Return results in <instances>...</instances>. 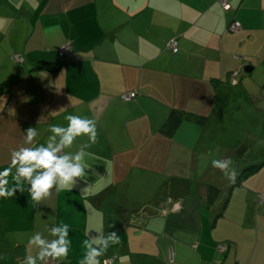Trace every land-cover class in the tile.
<instances>
[{"label":"crops","instance_id":"0c3cea01","mask_svg":"<svg viewBox=\"0 0 264 264\" xmlns=\"http://www.w3.org/2000/svg\"><path fill=\"white\" fill-rule=\"evenodd\" d=\"M227 1L0 0V168L29 126L40 143L67 112L97 122L87 180L38 205L19 190L0 197V264H20L53 220L73 229L55 264H78L86 227L121 237L99 264H264V7ZM173 113L183 117L169 132ZM214 158L232 159L234 183Z\"/></svg>","mask_w":264,"mask_h":264},{"label":"clouds","instance_id":"9594fccd","mask_svg":"<svg viewBox=\"0 0 264 264\" xmlns=\"http://www.w3.org/2000/svg\"><path fill=\"white\" fill-rule=\"evenodd\" d=\"M261 6L264 7V0H261ZM63 110L61 107L58 111ZM63 119L67 121L66 125H47L49 135L44 142L34 143L40 135L37 127L24 129L22 143L11 149L9 166L0 168V197H13L19 190L27 192L31 201L38 205L43 203L51 191H71L78 183L77 178L87 180L85 172L89 168L83 163L85 149L97 141V122L94 117L72 112H67ZM77 137H86V143L75 152L66 151ZM232 163L231 158H214L211 161L213 167L220 169L229 182L234 183L238 172ZM71 230L69 223L53 220L46 229L47 234L42 231L31 232L20 264H48L50 258L57 262L66 259L72 244L69 238ZM94 230L98 234L93 236L89 235V228H85L83 255L78 264H99L98 258L121 242L116 231L103 233L98 227Z\"/></svg>","mask_w":264,"mask_h":264},{"label":"built area","instance_id":"2783aa9c","mask_svg":"<svg viewBox=\"0 0 264 264\" xmlns=\"http://www.w3.org/2000/svg\"><path fill=\"white\" fill-rule=\"evenodd\" d=\"M224 8L228 9L230 8V4L227 0H221ZM241 27V22L238 20L233 21L230 25H229V31H237L239 28ZM168 48H170L172 50V52L176 53L178 52V41L176 38H171L168 43H167ZM71 52V44L67 43L62 45L59 48V53L60 55H68ZM14 58L17 61L23 62L24 58L20 55H15ZM137 96V91L133 90L127 93H124L121 95L122 100L124 101H131L133 99H135V97ZM262 198H264V193L261 195ZM227 246L226 245H221L219 247V251L220 252H224L226 250ZM55 260H52L51 258L48 260V264H55ZM105 264H112V259H106L105 260Z\"/></svg>","mask_w":264,"mask_h":264},{"label":"trees","instance_id":"16d2710c","mask_svg":"<svg viewBox=\"0 0 264 264\" xmlns=\"http://www.w3.org/2000/svg\"><path fill=\"white\" fill-rule=\"evenodd\" d=\"M62 56H67V55H62ZM182 115H180V114H172L171 116H170V118H169V120H168V122H167V124H166V128H167V130L169 131V132H173V131H175V129L178 127V125L180 124V122H181V120H182ZM201 117V118H200ZM199 117V120L201 121V120H203V117L202 116H200ZM239 178H240V176H239ZM220 188H218L217 186H215V185H210L209 187H208V192H207V202H208V204H214L216 201H217V199H218V197H219V195H220ZM118 209V211H120L121 209L120 208H117Z\"/></svg>","mask_w":264,"mask_h":264},{"label":"rangeland","instance_id":"374dc122","mask_svg":"<svg viewBox=\"0 0 264 264\" xmlns=\"http://www.w3.org/2000/svg\"><path fill=\"white\" fill-rule=\"evenodd\" d=\"M234 129H235V128H234ZM229 136H234V135H233V134H229ZM249 165H250V164H249ZM245 166H246V165H245ZM245 166H244V167H245ZM251 172H252L251 170H244V171H242V172H241V176H240L241 180H242V179H245V177H247V175H248L249 173H251ZM240 178H239V179H240ZM226 194H228V192H227ZM259 197L262 198L261 194L259 195Z\"/></svg>","mask_w":264,"mask_h":264}]
</instances>
